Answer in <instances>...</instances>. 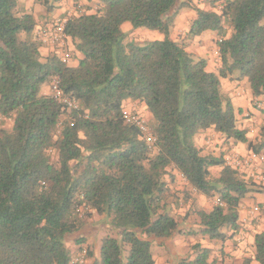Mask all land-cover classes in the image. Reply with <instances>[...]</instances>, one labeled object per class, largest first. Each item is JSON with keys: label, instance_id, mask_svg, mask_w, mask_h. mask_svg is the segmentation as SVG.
Masks as SVG:
<instances>
[{"label": "trees", "instance_id": "16d2710c", "mask_svg": "<svg viewBox=\"0 0 264 264\" xmlns=\"http://www.w3.org/2000/svg\"><path fill=\"white\" fill-rule=\"evenodd\" d=\"M62 1L34 3L52 13ZM194 1L102 0L95 14L76 16L66 26L84 56L71 67L59 56H42L34 34L38 23L21 0H0V116L13 123L11 129L0 125V264H81L68 244H84L102 226L107 233L96 264H155L154 240L185 233L171 203L180 208L190 197L168 200L170 168L198 194L223 203L190 211L200 226L192 235L225 242L238 231L244 201L263 193L264 183L228 165L226 152L205 155L195 138L212 130L225 144L249 143L221 80L239 73L254 99L264 97V0H205L210 11ZM185 9L197 14L188 37L217 35V72L170 39ZM126 23L165 38L129 41L122 31ZM54 78L79 109L67 112L43 93ZM127 100L149 107L159 153L126 124ZM249 144L262 153L264 126ZM216 167H222L217 177L211 170ZM92 211L103 217L95 231L83 223ZM194 248L195 258L178 264H226L212 259L211 250ZM254 258L264 264V230L256 234Z\"/></svg>", "mask_w": 264, "mask_h": 264}, {"label": "crops", "instance_id": "0c3cea01", "mask_svg": "<svg viewBox=\"0 0 264 264\" xmlns=\"http://www.w3.org/2000/svg\"><path fill=\"white\" fill-rule=\"evenodd\" d=\"M201 3L205 0H196ZM22 7L28 12L33 14L38 23L35 30V37L42 43L41 54L43 57L49 56H61L62 50L53 44L48 36L44 37V30L47 28V24L54 18L64 17L73 10L74 0H63L58 8L52 13H48L46 9L40 5L35 4L34 0H21ZM102 0H85V13L95 14L101 7ZM201 7V5H200ZM197 14L193 9L183 10L174 23V26L170 33V39L173 41H180L184 44L186 50L196 56L203 58L207 61L208 70L210 72H217L221 65V62L216 54V41L217 35L214 32L206 31L199 36L190 38L188 33L192 22L196 19ZM122 31L127 35L128 40L136 41L137 43L145 44L148 42L161 41L165 36L156 31H147L146 29H134L129 23L122 26ZM230 35V33H229ZM74 42L68 38V48L72 53V59L68 66L77 67L79 62L84 56L76 51ZM223 91L228 95L237 112L238 126L240 129H247L249 131L247 138L249 143H255L260 128L264 126V97L254 99L250 86L245 80L239 78V73H235L233 77L223 78L221 80ZM241 92V95H238ZM45 95L51 96V87L44 89ZM262 106H256V102ZM125 107L128 111L139 114L145 121H152V114L148 109L147 105L140 101L127 100ZM13 127V123L10 124V129ZM216 138L219 140L220 147L215 148L214 141L210 139ZM196 145L198 148L203 150L205 155L219 156V151L226 152L228 155L247 156L252 152L250 144H225L223 137L208 130L206 133H201L195 138ZM264 154V150H262ZM214 172V176H218L222 172V167H216L211 169ZM256 173H264V161L256 164ZM168 174L165 176V182L170 188L171 193L178 198V202L182 203V197H190L189 202H184L180 208H177L172 203L173 215L176 219L180 220L181 229H190L193 232L198 233L200 226L192 224L191 210L196 209V204H200L202 209L210 211L213 207V202L207 199L205 196L198 194L183 178L182 174L179 173L175 168L168 169ZM168 175L171 177H168ZM259 203L263 205V211L257 217H252L247 211V207H251V204ZM259 215V216H258ZM194 227V228H193ZM96 230V228H91ZM102 230L105 227H100L98 233L94 235H88L87 241L82 245L75 243H69L68 247L72 251V257L75 259L81 258V264H96L100 260V246L101 239H103ZM264 230V192L254 193L249 199L244 201V205L241 209V215L239 220V229L237 232L231 231L229 233V239L225 242L215 241L209 239V237H203L200 235H191L190 241H154L152 248H156L153 252L155 264H178V261L184 257H190L194 259L197 252L194 248L196 245H200L201 248H207L212 251V257L216 255L218 261L225 262L226 264H244L246 260L250 261V264H259L254 258V242L257 233ZM107 233V230H105ZM104 232V234H106ZM98 234V235H97ZM233 236V237H232ZM84 250H83V248ZM82 248V251L80 250ZM89 252H88V251Z\"/></svg>", "mask_w": 264, "mask_h": 264}, {"label": "built area", "instance_id": "2783aa9c", "mask_svg": "<svg viewBox=\"0 0 264 264\" xmlns=\"http://www.w3.org/2000/svg\"><path fill=\"white\" fill-rule=\"evenodd\" d=\"M84 5L85 0H74L73 10L62 18L58 17L52 19L46 25L47 28L43 32L44 37L48 36L52 43L57 45L60 50H62L60 60L65 65H69L72 59V53L68 48V36L65 32L66 26L68 25L69 21H71L74 17L81 16L85 13ZM221 41L222 40L220 39V42ZM216 54L219 55L218 49H216ZM60 84L61 82L58 78H54L52 80L51 96L60 104H62L64 106L65 111L67 112L79 109L77 103L72 100L69 96L64 94L63 90L60 87ZM241 94V92H238V95ZM123 114L126 124L137 127L143 134L145 141L149 144L150 149L155 153H159L157 148L155 147L156 139L153 136L151 128L150 126L148 127L146 121L137 113L128 111L126 108L123 110ZM1 120H4L2 116H0V121ZM231 146L232 145L230 144L229 148H231ZM50 151H53V149H51ZM225 159L228 165L243 171H248L249 175L256 181L264 183V174L256 173V171H254L256 164L264 161L263 153H255L254 151H252L247 156L228 155L227 157H225ZM216 204L223 205V203L219 199H217ZM260 210V207H254L251 213L258 214ZM74 261L80 263L82 262V259L77 258Z\"/></svg>", "mask_w": 264, "mask_h": 264}, {"label": "rangeland", "instance_id": "374dc122", "mask_svg": "<svg viewBox=\"0 0 264 264\" xmlns=\"http://www.w3.org/2000/svg\"><path fill=\"white\" fill-rule=\"evenodd\" d=\"M194 5L195 6H198L199 8H201V9H204V10H207V11H210V10H212V8H211V6L207 3V2H201V3H198V2H196V1H194ZM200 5H201V7H200ZM130 41V40H129ZM51 87V86H50ZM261 104H262V102H260ZM260 104V106H262ZM264 112V111H263ZM12 123V121H10V120H7V119H4V120H1L0 121V125H3L6 129H10V124ZM146 123H147V125H148V127L150 126V128H151V124H150V122H147L146 121ZM211 139H212V141H214V143H215V148H219L220 147V143H219V140H216V138L214 137V138H212L211 137ZM50 154H51V156H52V159L54 160V161H56V154H55V152H54V150L53 151H50ZM153 154H155V152L153 151ZM218 154H223L222 153V151L220 150L219 151V153ZM264 174V173H263ZM168 177H170L169 175H168ZM171 178V177H170ZM258 183H261V182H259L258 181ZM262 184V183H261ZM263 186V188H264V185H262ZM259 191V190H258ZM256 193H262V192H256ZM170 195L171 196H168V200H173V198H175L176 196L174 195V193H171L170 192ZM172 195H174V196H172ZM253 195V194H252ZM251 195V196H252ZM250 198V197H249ZM248 198V199H249ZM217 197H215V198H213V199H210L211 200V202H213V206H215V205H218V204H216V202H217ZM182 200H185V197L183 196L182 197ZM173 203V202H172ZM171 203V204H172ZM174 205H175V203H173ZM252 206L251 207H248V206H245V207H247V211L249 212V214L252 216V217H257L256 215L257 214H252L251 213V211H252V209L254 208V207H260V205H259V203H254V204H251ZM196 209H202V206L200 205V204H196ZM261 210H260V212H259V215L261 214V212L263 211V208H260ZM84 215V214H83ZM258 215V216H259ZM85 220L83 221V223H85V227H88V223H90V224H92V225H94L93 227L94 228H96L98 225H102L103 224V217L102 216H99L96 212H94V211H92L91 212V216L89 217V218H84ZM191 221H192V224H195V225H198V221H199V219H198V217L193 213L192 215H191ZM87 224V225H86ZM98 224V225H97ZM194 228V227H193ZM88 229V228H87ZM90 230V229H89ZM106 230V229H105ZM105 230H102V231H104L105 233H106V231ZM191 230V229H190ZM185 231V233H181V234H175L174 236H173V238H170V239H165V240H161V239H155L154 241H190L191 240V237H189V236H191L192 235V233L191 232H189V229H185L184 230ZM103 232V233H104ZM191 233V234H190ZM99 234V233H98ZM97 234V235H98ZM103 236V235H102ZM196 236V235H195ZM156 250V252H157V249L155 248H152V251L154 252ZM212 255V254H211ZM216 255H214V259L216 258L215 257ZM212 259H213V257H212ZM217 260H218V258H217ZM220 262V261H219Z\"/></svg>", "mask_w": 264, "mask_h": 264}]
</instances>
